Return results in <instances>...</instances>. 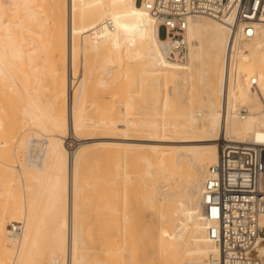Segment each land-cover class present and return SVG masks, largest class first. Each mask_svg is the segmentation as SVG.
Listing matches in <instances>:
<instances>
[{"label":"bare ground","instance_id":"bare-ground-1","mask_svg":"<svg viewBox=\"0 0 264 264\" xmlns=\"http://www.w3.org/2000/svg\"><path fill=\"white\" fill-rule=\"evenodd\" d=\"M184 38L186 62H168L165 34L138 0H0V264H102L87 247L85 220L109 205L85 197L99 168L81 167L97 149L153 154V171L142 159L146 177L153 172L150 264H222L203 186L222 141L264 142V24L244 39L190 18ZM114 104V114L98 111ZM108 209L110 231L127 229L126 210ZM125 234L102 252L119 264L134 259ZM255 256L264 261V238Z\"/></svg>","mask_w":264,"mask_h":264},{"label":"built area","instance_id":"built-area-1","mask_svg":"<svg viewBox=\"0 0 264 264\" xmlns=\"http://www.w3.org/2000/svg\"><path fill=\"white\" fill-rule=\"evenodd\" d=\"M138 1L165 34L166 59L172 64L186 62L184 34L190 18L223 23L230 34L244 39L253 37L257 24H264V0ZM203 212L214 227L210 238L219 247L222 264H264L255 256L264 238V142L220 143L203 186Z\"/></svg>","mask_w":264,"mask_h":264},{"label":"rangeland","instance_id":"rangeland-1","mask_svg":"<svg viewBox=\"0 0 264 264\" xmlns=\"http://www.w3.org/2000/svg\"><path fill=\"white\" fill-rule=\"evenodd\" d=\"M115 29H116V27H115ZM113 39L120 46V44H121L120 38H118V36L117 37L115 36V37H113ZM109 41H110V39L106 38L104 40V46ZM105 51L106 50H104V52ZM176 89H177V87L175 85H173L170 88H165L163 90V92L165 94H167V95H171V93L174 92ZM118 90L119 89H117V90L115 89L114 91L115 92L117 91V93H120V92H118ZM132 90H133L132 88L128 89V91H132ZM115 92H113V93L115 94ZM206 95L209 96L210 94L207 93ZM69 104H70V97H69ZM115 105L116 104H114L112 106V107H114L113 110H112V107L109 105L110 106V108H109L110 110H108V108L106 107L107 108L106 110H105V108L103 109L106 112H104L103 110H98V111L99 112L101 111L104 114L107 113V115H108L107 111H111V113L113 111V114H114L115 113L114 109L116 110L118 108ZM245 110L247 111V114H249L248 109L245 108ZM247 114H241V115L246 116ZM141 116L139 118L137 116V117H135V119L136 118H138V119L143 118ZM114 118H118V117L116 115H114ZM260 121H261V118H259V120H257L258 123H260ZM113 135H114V137H117L116 134H113ZM119 137L120 136H118V138ZM133 138L137 139L138 137L135 136ZM66 144H67L66 146H67L69 151L70 150L74 151V150H76V147L78 145V141L76 139H73L71 136H68V138L66 140ZM15 145L16 144L13 143V148L16 147ZM106 151L107 152L109 151L110 154H109V152L106 153ZM17 155H18V153H17ZM19 155L21 156L22 154L19 153ZM105 155L108 158V161H107V158L105 157ZM23 156L25 157V155H23ZM142 159L150 160V162L152 160V162H153V154L150 151L146 150V149L145 150L144 149L140 150L139 152L135 151L133 153H128V152H118L117 153L116 151H112V150H102L101 151V150L97 149V150L89 151L87 153L86 159L82 163V166H81L82 167V172H84L82 174L88 175L87 173H89V171H90L89 169H92L95 166L97 168H99V171L95 173V175H97L96 176L97 182H96V188L95 189H97V190H95L94 192L92 191L93 193L89 192V191L88 192L86 191L85 197L87 199H89V200H92L91 202H100V205L103 206V207L106 206V205H109V207L103 208V209H106V210H104L105 212H103V209H102L98 213H88L87 212V215H86L87 217L85 216L87 218L85 220V222H87L89 220L88 221V226H87V223H86V227H88V228L85 229V232H86V234L88 233V231L90 232L89 235H88L90 241L87 240L88 236H85V241H89V242H86L87 247L88 248H92L94 256H95V254L98 255V256L93 257V258L96 259L97 261L101 262L102 264L103 263L104 264H114V263L115 264H119V261H115L114 260V257H115L114 255H113V257L111 255L104 256V253H102V252H104V248L107 247V244H108L109 241H110V244H111V240H113V239L115 240V238H117L116 237L117 235L119 237L120 234H125V232H124L125 230H127L126 231L127 235L125 234L126 241L129 242L128 244H127V242L125 243V249L127 248V250L131 251V254L132 253L134 254V255L132 254V256H131L132 258L134 256V259H132L133 261L132 260L131 261H127L126 260V263L127 264H132V263H138L139 262L140 264H145V262L147 261L146 264H148V263L150 264V262H149L150 258L149 257H151L152 260H153V245H152V247H150L151 244H153V221H154L153 220V203H152L153 201L151 203L145 202L146 197L148 198L149 195L151 194V189L153 187V172H152V177H150V178L146 177V175H145L146 174L145 172L147 171L146 170V164L144 163V160H142ZM13 160L15 161V159H13ZM92 160H93L94 163L92 162ZM96 160H98V162ZM99 161H101L100 164H99ZM152 162H151V167H152V171H153V163ZM109 166H110V169H109ZM102 169H103V171H102ZM86 171H87V173H86ZM124 174L128 175V176H130L132 178L131 184H128L126 186L123 185L124 183H122V181H123L122 178H123ZM107 178H109V179H107ZM16 188L15 187L13 188V192L15 191L14 189H16ZM99 188H100V190H99ZM18 190L20 191V187H18L17 192H18ZM122 191L125 193L124 196H123V198H125L124 201H123V198H121ZM17 192L15 191L14 193H17ZM104 192L106 194H104ZM113 193H115L117 195H115ZM143 201H144L145 204L142 203ZM119 204L121 205V207H120ZM108 208L111 210V213L113 211L121 212V209L122 210L123 209L126 210L125 211L126 214H127L126 216H130L129 218H130V221H131V224L129 226H127L128 227L127 229L121 230L122 232L121 231H118V232L117 231L116 232L110 231V228L107 227L106 225L109 224L110 222L114 221V218H113L114 215L111 214L112 217L110 216L109 211L107 212ZM107 213H108V215H107ZM97 214H98L99 217L97 216ZM109 216H110V218H109ZM95 219L98 220V222ZM103 222H104V224L107 222V224L104 225V224H102ZM101 224L104 225V227ZM140 226H141V230L144 229V232L148 231L147 234L145 233L147 236L146 235L142 236V233H140L142 237L140 235H138V233L140 231L139 230ZM143 226H146V227L143 228ZM100 227H102L103 229L101 230ZM106 228L107 229L109 228V231L111 233L109 231H107ZM104 229H106V232L108 234L104 233L105 232ZM100 231H102V233H104V235L102 233H100ZM129 232H130V234H129ZM131 234H132V237H134L133 238L134 241L130 240V238L132 239V237H130ZM90 236H91V238H90ZM138 236H140V237H138ZM145 236H146V238H145ZM137 238H139V239L142 238L141 242L137 241L138 240ZM108 239H109V241H108ZM147 239H149V240L147 241ZM151 240H152V242H151ZM99 241H101V242H99ZM149 243H151V244H149ZM103 244H104V247H103ZM141 244H142L143 247L141 246ZM131 246H132V248H131ZM101 248H103V249H101ZM94 251H97L98 253L94 252ZM99 251H101V253ZM136 258H137V260H136Z\"/></svg>","mask_w":264,"mask_h":264}]
</instances>
